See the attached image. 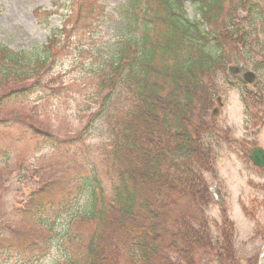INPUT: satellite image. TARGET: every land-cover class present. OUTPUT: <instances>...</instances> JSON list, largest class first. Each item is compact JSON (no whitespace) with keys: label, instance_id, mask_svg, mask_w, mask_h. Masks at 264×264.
<instances>
[{"label":"trees","instance_id":"obj_1","mask_svg":"<svg viewBox=\"0 0 264 264\" xmlns=\"http://www.w3.org/2000/svg\"><path fill=\"white\" fill-rule=\"evenodd\" d=\"M80 1L66 0L77 6L75 26L83 8L84 16L94 15L93 3ZM185 2L197 8L199 20L188 19ZM239 11L244 15L237 19ZM118 13L114 52L92 71L97 108L89 104L93 112L84 129L59 141L39 124L14 122L15 143L34 142L73 157L72 147L83 145L99 124L107 141L98 152L111 193L103 196L94 173L76 176L60 197L52 183L43 184L26 211L5 215L0 207V264L14 258L40 264L53 248L60 249L56 264H197L196 254L206 251H215L218 264L232 259L229 229L228 242L217 247L205 221L189 215L181 225L173 212L183 199L207 202L201 181L212 168L215 136L205 118L218 92L215 78L235 62L264 73V0H127ZM221 13L227 21L220 26ZM33 16L45 26L50 12L37 9ZM73 29L60 26L27 52L0 45V107L39 94L46 100L65 89L54 67ZM79 198L85 206L71 214ZM61 215L69 219L59 231ZM13 223H25L29 233L15 234ZM79 225L92 232L80 233Z\"/></svg>","mask_w":264,"mask_h":264},{"label":"rangeland","instance_id":"obj_2","mask_svg":"<svg viewBox=\"0 0 264 264\" xmlns=\"http://www.w3.org/2000/svg\"><path fill=\"white\" fill-rule=\"evenodd\" d=\"M126 1L81 0L83 4L93 3L94 15L84 16L83 8L81 22L75 26L77 6L73 9L66 0H0V44L16 52L41 46L51 31L60 26L66 25L68 29L74 26L68 48L55 66L65 89L46 100L39 94L30 96L26 102L11 101L0 107V120H5L4 126H0V203H3L0 207L5 215L19 209L26 211L32 194L45 183H52L53 194L60 197L68 189L67 183L72 185L79 175L95 173L103 196L109 197L112 181L104 174L98 152L107 140L99 124L88 134L83 145L72 147L76 149V157H73L51 148L37 147L34 142L15 143L14 122L21 120L27 124H39L51 130L59 141L72 139L84 129L88 113L83 110H89L98 83L89 73L99 66L103 56L114 52L121 21L118 9ZM237 1L231 0L234 5ZM54 4L58 5L57 8ZM184 5L188 19L199 20L197 8L188 2ZM223 7L226 8L225 4ZM36 9L50 12V16L44 19L45 26L39 25L34 18ZM243 15L244 12L239 11L236 18ZM222 16L221 13L217 25L227 21ZM245 63L227 65L224 74L218 75L214 81L218 92L205 118L215 136L210 149L213 169L209 174L204 173L201 181L207 202L194 204L183 199L173 212L181 225L189 215L205 221L217 247L228 242L229 229L232 259L221 264H264V169H256L247 159L253 146L264 149V73L256 72L259 83L250 94L240 78H233L226 72L228 66H243ZM244 67L254 71L249 65ZM217 98H220V107L216 104ZM96 106L93 105V111ZM215 108L218 114L211 117ZM233 141L236 142L234 147ZM243 144L248 148L244 151L246 157L237 151ZM84 206V200L79 198L71 214H78ZM243 210L248 215L245 216ZM68 219L69 215H61L57 225H63L57 228L59 231L67 225ZM11 227L15 234L16 231L29 233L25 223H13ZM76 229L84 235L92 232L89 226L79 225ZM6 232L10 233L5 238L11 239V231ZM59 251L53 248L50 259L46 258L40 264H56ZM195 258L197 264H218L215 251L198 252ZM8 262L20 264L15 258Z\"/></svg>","mask_w":264,"mask_h":264},{"label":"water","instance_id":"obj_3","mask_svg":"<svg viewBox=\"0 0 264 264\" xmlns=\"http://www.w3.org/2000/svg\"><path fill=\"white\" fill-rule=\"evenodd\" d=\"M228 73L232 76H239L241 80L248 84L249 86H252L257 82L256 76L253 72L243 69L241 66H231L228 67ZM217 103L219 104L220 101L217 99ZM217 113V110L214 109L212 111V116H214ZM250 161L257 166L258 168L264 167V151L259 148H254L251 150L249 154Z\"/></svg>","mask_w":264,"mask_h":264}]
</instances>
